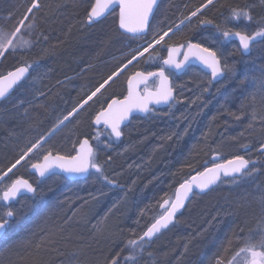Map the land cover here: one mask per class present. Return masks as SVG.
I'll return each mask as SVG.
<instances>
[{"label":"trees","instance_id":"1","mask_svg":"<svg viewBox=\"0 0 264 264\" xmlns=\"http://www.w3.org/2000/svg\"><path fill=\"white\" fill-rule=\"evenodd\" d=\"M40 2L43 7L34 23L44 40L42 45L27 55L15 52L0 58V74L32 65L23 87L0 102V169H6L30 141L46 135L77 107L132 49L152 39L151 32L139 40L121 34L116 11L98 23L87 24L86 8L94 0ZM203 2L161 0L152 24L166 31ZM30 3L0 0V16H9L6 27L18 23ZM234 9L249 11L252 21L232 19ZM204 18L213 23L201 26L193 18L196 27H185L169 43L179 44L190 36L193 42L218 50L222 65L233 67L234 77L226 84L212 85L207 75L191 69L202 82L192 101H179L177 89L170 107L133 118L119 140L103 128L92 130L91 117L99 104L67 121L45 148L53 149L54 154H73V143L88 137L96 161L115 183H107L95 171L76 182L59 176L39 180L28 172L31 163L42 158L39 155L18 166L0 184V196L17 178L30 181L35 192L7 206L0 203V216L9 206L16 212L0 239V264H106L108 257L125 248L128 240L138 239L163 213L160 205L172 199L177 185L214 161L237 155L251 162L253 175L241 176L235 182L223 180L209 193L194 196L174 224L137 253V264H215L226 237L239 233L241 227V236L249 231L258 218L259 197L264 194V152L260 150L264 130L258 123L248 127L253 108L264 112V92L260 89L264 38H257L249 53L242 56L237 44L231 38L224 39L217 25L233 30H237L233 28L236 24L247 25L257 31L264 26V4L261 0H214ZM225 20L231 24H224ZM156 48L152 59L145 62L141 58L139 70L160 68L167 48ZM126 76L107 88L100 99L123 97ZM176 80L178 86L180 82L182 86L195 82L188 74ZM241 80H245L243 85ZM136 160L143 161L141 171L128 173L125 166ZM128 175L131 181L122 180ZM242 242L234 240L233 251ZM127 254L126 249L122 257Z\"/></svg>","mask_w":264,"mask_h":264},{"label":"snow or ice","instance_id":"2","mask_svg":"<svg viewBox=\"0 0 264 264\" xmlns=\"http://www.w3.org/2000/svg\"><path fill=\"white\" fill-rule=\"evenodd\" d=\"M214 0H204L186 15L178 24L169 27L166 31L154 26L152 20L155 18V12L158 7L157 0H94L90 6L86 8V23L93 24L100 18L104 17L114 4L119 5V29L123 30L121 34L131 33V39H143L149 32L152 34L151 40H145L143 45L132 49L128 55L117 64L105 78H103L94 90H91L79 102L77 107H74L71 112L58 120V122L47 132L46 135H41L29 142V144L20 150L15 159L10 162L6 169H0V181H4L10 173L18 166L29 163L33 156H42V161L37 160L31 163V167L36 170L39 176L44 177L46 173L57 175L63 173L65 176L85 175L90 174V169H94L96 173L102 176L107 183H115L104 174L103 166L95 159L93 148L90 146L87 138L73 143V154H54L53 149L45 148V145L51 137L65 126V121L69 118H75L82 111H87L89 107L99 104V109L91 117V123L94 125L103 124L107 129H110V136L119 139L122 134L121 124L129 118V114L133 110L140 112H149V103H165L175 101L173 96V88L169 86L170 77L166 75L165 69L160 68L158 71H143L139 70L141 58H145V62L152 59V54L158 52L156 48L160 45L161 48H167V58L162 59V64L174 67L180 70L190 62V58L199 61L201 65L210 71L211 80H218L222 78L223 69L227 65L221 64V53L218 50L204 46L199 42H193L190 36H185L183 42L169 43L177 32H181L185 27L195 28L193 18H197L199 25H210L212 20L204 18V11L213 5ZM264 4V0H261ZM43 5L40 0H31L30 6L26 9V14L18 21V26L13 31H0V58H6V54L15 53L18 49L31 47V42L23 38L22 30H31L35 27L34 20L36 14L42 9ZM31 14L32 22L29 21ZM251 22L252 16L249 11L243 9H234L232 11V19H240ZM217 30L222 34L224 39L236 38L239 40V48L244 52H248L252 43L257 38H264V26H261L254 33L246 31L233 30L232 28H221L217 25ZM143 34V35H141ZM184 50L183 60H177L176 54ZM145 54H148L147 57ZM32 68L31 64L16 67L13 70L7 71L6 74H0V100H7L11 94L18 88L23 87V82L27 79V73ZM231 70V69H230ZM127 74V95L120 99L101 100L100 97L104 95L107 88L111 87L117 80ZM158 81V83H157ZM155 83V90L150 91L148 84ZM243 85L245 80H241ZM140 85H144V93L142 94L138 89ZM260 89L264 92V81L261 82ZM207 91V89H205ZM106 105V107H105ZM235 119H241L240 115L231 113ZM258 123L262 130H264V112H257L255 108L250 114L249 128H253ZM169 139L171 137H168ZM96 139V137H94ZM78 143V147H77ZM247 148V145L244 146ZM260 150L264 152V143L260 145ZM217 159V157H214ZM250 161L245 159L242 155H237L225 163H215L213 167H206L204 171L198 172L190 179H186L180 183L175 190L174 199H165L160 207L163 213L159 218L155 219L146 231L143 232L138 239H130L126 242L125 248H121L113 255L106 259V264H137V253L143 252L145 245H147L153 237L160 233L162 229L168 228L176 217L177 213L185 207V201L189 200L190 194L193 193V187L204 192L209 189L221 179V174L224 177H233L235 182L236 176L250 175L248 171ZM59 170L57 173L55 170ZM203 178V179H201ZM29 193L35 192L33 186L27 181L20 178L12 180L0 196V203L7 206L12 200H15L18 194L22 191ZM261 224L259 229H250L243 236L244 228H240L239 233H233L232 237H226L225 243L222 244L220 251L215 258V264H264V194H261ZM16 215V212L9 206L0 216V234L7 232L11 227V219ZM243 239V246L233 251L234 240ZM127 249L128 254L122 257V253ZM75 255V253H73Z\"/></svg>","mask_w":264,"mask_h":264},{"label":"water","instance_id":"3","mask_svg":"<svg viewBox=\"0 0 264 264\" xmlns=\"http://www.w3.org/2000/svg\"><path fill=\"white\" fill-rule=\"evenodd\" d=\"M160 1L161 0H157V2H158V5H159V3H160ZM117 11V27H118V30H119V32H123V30H121V29H119V5L118 4H114L113 6H112V8L109 10V12L104 16V17H102V18H100L97 22H95V23H98V22H100V21H102L103 19H105L108 15H110L113 11ZM125 35H128V36H132V34L131 33H124ZM141 35H143V34H141ZM232 40L234 41V42H236L237 44H238V47H239V40L238 39H236V38H232ZM255 42H253L252 43V45L254 44ZM251 45V46H252ZM240 49V48H239ZM250 50V49H249ZM240 51H241V55L242 56H246L248 53H249V51L248 52H244V50L243 49H240ZM183 52H184V50L182 49L181 50V52L180 53H178V54H176V59L177 60H183L184 59V56H183ZM167 55H168V53L166 54V57L165 58H167ZM161 65H162V68H164L165 69V72L166 71H169V72H172V73H174L176 76H181V75H183L185 72H186V70L188 69V68H190V67H196V68H198L200 71H202V72H204L205 74H208L209 75V78H210V80H211V74H210V71L209 70H207V69H205L204 67H203V65H201L200 63H199V61H196L194 58H190V62H188L187 64H185V66L183 67V68H181L180 70H177V69H175L174 67H171V66H166V65H163L162 64V62H161ZM24 66V65H23ZM158 71V70H157ZM29 73L30 72H28L27 73V77L29 76ZM224 71H223V74H222V78H218V80H216V81H212L211 83L212 84H217V83H219V82H221L223 79H224ZM158 83V82H157ZM169 86L170 87H172V85H171V81H170V79H169ZM144 87V85H140L139 86V91L141 92V89ZM150 90V89H149ZM155 90V89H154ZM154 90H150V91H154ZM142 94H146V93H144V91L143 92H141ZM127 95V82H126V94H125V96ZM124 96V97H125ZM173 96L175 97V92H174V90H173ZM123 97V98H124ZM123 98H121L120 100H123ZM116 99V98H115ZM2 101H4V100H0V102H2ZM110 101V100H109ZM173 101H171L170 103H168V104H165V103H159V104H156V103H149V109L151 110V109H154V110H159V109H165V108H167V107H169L170 106V104L172 103ZM106 107V106H105ZM150 112V111H149ZM149 112H140V111H138V110H133V112L132 113H130L129 114V118L127 119V120H125V121H123L122 122V124H121V128L123 129L124 127H126L128 124H129V122L131 121V119L132 118H134V117H139V118H143V117H145V116H147L148 114H149ZM92 126H93V128H95V129H99V128H101V127H103L106 131H108L109 133H110V129H107L106 128V126H104L103 124H101V125H94V124H92ZM115 140H118L117 138H115V137H113ZM90 143V142H89ZM90 146L92 147V145H91V143H90ZM78 147V146H77ZM232 159V158H231ZM246 159V158H245ZM229 160V159H228ZM40 161H42V158L40 159ZM227 160H223V161H218V160H216V161H214V163L212 164V165H210V166H208V167H213V165L215 164V163H225ZM250 166H251V162H250V164H249V168H250ZM248 168V169H249ZM205 169V168H204ZM204 169H202L200 172H202V171H204ZM15 170V169H14ZM13 170V171H14ZM94 169H90L89 171L91 172V171H93ZM57 173H59V170L57 169V170H55ZM28 172H29V174H31V175H33L34 177H36L37 179H39V180H46V179H48L49 177H51V176H60V177H62L63 179H65V180H67V181H69V182H76V181H82V180H84V179H86V178H88V176H89V174H85V175H80V176H77V175H73V176H65L63 173H59V174H57V175H52V174H48V173H46V175L44 176V177H41V176H39V174L36 172V170L35 169H33L31 166L29 167V169H28ZM197 173H195V174H193V175H191V176H189L187 179H190L192 176H195ZM241 176H236V178L235 179H237V178H240ZM20 179H23V180H27V179H25V178H20ZM201 179H203V178H201ZM229 179H233V177H224L222 174H221V179L220 180H218L214 185H211L210 186V188L209 189H207V190H205L204 192H200L199 191V189H197V188H195V187H193V193L192 194H190V198H189V200H187V201H185V207L184 208H182L181 210H180V212H178L177 213V215H179L180 213H182L183 212V210L186 208V206L188 205V203L191 201V199L194 197V196H202V195H205V194H207L208 192H210L211 190H213L214 188H216L217 186H218V184L222 181V180H229ZM28 181V180H27ZM185 181V180H184ZM184 181H182L181 183H183ZM2 181H0V183H1ZM29 183H30V181H28ZM31 185H32V183H30ZM33 186V185H32ZM179 185H177V187H178ZM176 187V188H177ZM33 188L35 189V187L33 186ZM176 188H175V190H176ZM175 190H174V193H173V196H172V199H174L175 198ZM32 194H34V192L33 193H29V192H26V191H24V190H22L19 194H18V196H17V198L15 199V200H12L11 201V203H13L14 201H16L18 198H20V197H27V196H30V195H32ZM1 196H2V193H1ZM176 215V216H177ZM159 218V217H158ZM175 219H176V217L174 218V220H173V222L171 223V224H169V226H168V228L171 226V225H173V223L175 222ZM155 221V220H154ZM152 223H154V222H152ZM151 223V224H152ZM150 224V225H151ZM149 225V226H150ZM148 226V227H149ZM168 228H166V229H162L161 230V232L160 233H157L154 237H153V239L154 238H156L158 235H160L161 233H163L164 231H166ZM147 229V228H146ZM146 229H145V231H146ZM5 233H2V234H0V239L3 237V235H4ZM152 239V240H153ZM151 240V241H152Z\"/></svg>","mask_w":264,"mask_h":264},{"label":"rangeland","instance_id":"4","mask_svg":"<svg viewBox=\"0 0 264 264\" xmlns=\"http://www.w3.org/2000/svg\"><path fill=\"white\" fill-rule=\"evenodd\" d=\"M8 19H9V16H2V17L0 16V31H13L14 28L16 26H18V23H16L12 28L6 27L7 26L6 21ZM29 22H32V21L29 20V21H26L25 23L27 24ZM223 23L224 24H231V21L225 20V21H223ZM233 28H236L237 30H240V31H246L248 33H254L255 32L251 27H249L247 25H239V24H236V26H233ZM22 35H23V38L24 39H27V40H29L31 42V47H27V48H23V49H18L16 51V53H22V55L29 54L34 47H36L37 45L38 46L39 45H42V43L44 41L43 38L41 37V34L38 32L36 26L33 29H31V30H22ZM225 72L227 74H226L224 80L222 81V84H226L227 82H229L234 77V75H235V71H234V69H233L232 66L225 67ZM187 74L189 75V77H193V80L195 82H194V85L193 86H191V85L188 86L190 88V90H185L184 88H181V86L180 87L178 86V88H177V84L175 85V87L179 90V96H180L179 101H181V102L188 101V100L189 101H192L191 99L193 97V92H195V90L199 86V84H198V81H199V78L198 77L199 76H197L196 73L189 72V71L187 72ZM154 85H155V83L152 84L151 88H153ZM71 118L72 117H70L69 120ZM66 122L67 121H65V123ZM142 163H143V161L136 160L134 162H131L130 164H127V166H125V167L129 171L128 173L132 172L131 171L132 169L133 170L137 169L138 172H140L141 171V167H142ZM115 175H117V173ZM251 175H253V172L252 171H251L250 176ZM122 180H125L126 182L131 181L130 175L126 176L125 179H122ZM253 195H255V194L253 193ZM252 200L254 201V199H252ZM257 222L259 223L258 219L257 220H254L252 222V228H255V227H258L259 226V224ZM255 223H256V225H255ZM261 226H262V224H261ZM242 243L244 244V242H242Z\"/></svg>","mask_w":264,"mask_h":264},{"label":"flooded vegetation","instance_id":"5","mask_svg":"<svg viewBox=\"0 0 264 264\" xmlns=\"http://www.w3.org/2000/svg\"><path fill=\"white\" fill-rule=\"evenodd\" d=\"M166 53H167V51H166ZM166 55V54H165ZM160 67H161V63H160ZM160 69V68H159ZM191 69H196V70H198L199 71V69H197V68H188L187 70H186V72L183 74V75H181V76H176L174 73H172V72H169V71H166L165 73H166V75H168L169 77H170V81H171V85H172V88H173V90H174V92H175V97L177 96V88H178V83H176V79H180L181 77H183L185 74H187V72L189 71V72H191L190 70ZM158 69H156V70H153V71H157ZM144 71V70H143ZM208 76V75H207ZM208 78H209V76H208ZM158 82V81H157ZM175 83V84H174ZM152 82H150L149 84H148V88L150 89V90H154L155 89V86L156 85H154V87L153 88H151V86H152ZM177 84V88L175 87V85ZM144 91V88H142V92ZM125 93H126V88H125ZM125 93H124V95H125ZM123 95V96H124ZM249 171V170H248ZM263 192H264V190H263ZM261 203H260V205H259V213H258V221H259V226L258 227H255V228H252L251 226V228H249V230L250 229H252V230H256V229H259L260 227H261ZM255 225H256V223H255Z\"/></svg>","mask_w":264,"mask_h":264},{"label":"bare ground","instance_id":"6","mask_svg":"<svg viewBox=\"0 0 264 264\" xmlns=\"http://www.w3.org/2000/svg\"><path fill=\"white\" fill-rule=\"evenodd\" d=\"M263 22H264V21H263ZM238 50H239V53L241 54V51H240L239 48H238ZM182 83H183V82H180V83H179V87L181 86V88L186 89V88L189 86L188 83H186L184 86H182V85H181ZM201 83H202L201 80H199V81H198V84L200 85ZM190 85L193 86L191 83H190ZM188 90H189V88H188ZM92 130H93V131H97V130H99V129H95V128H93V126H92ZM85 138H87V139L89 140V142L91 143V140H90V138H88V137H83V138H81L80 140H83V139H85ZM80 140H79V141H80ZM77 146H78V144H77ZM74 154H75V153H73V155H74ZM28 169H29V168H28ZM220 183H221V182H220ZM220 183L218 184V186L220 185ZM218 186H217V187H218ZM217 187H216V188H217ZM214 189H215V188H214ZM153 222H154V221H153ZM158 236H159V235H158ZM158 236H157V237H158ZM154 239H155V238H154Z\"/></svg>","mask_w":264,"mask_h":264}]
</instances>
